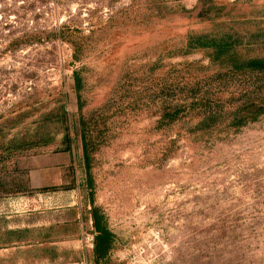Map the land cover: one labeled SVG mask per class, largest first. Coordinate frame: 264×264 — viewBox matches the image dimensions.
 <instances>
[{
  "label": "rangeland",
  "instance_id": "rangeland-1",
  "mask_svg": "<svg viewBox=\"0 0 264 264\" xmlns=\"http://www.w3.org/2000/svg\"><path fill=\"white\" fill-rule=\"evenodd\" d=\"M200 35L264 56V0H0V264H93L92 205L103 264H264V117L161 121L239 82Z\"/></svg>",
  "mask_w": 264,
  "mask_h": 264
},
{
  "label": "trees",
  "instance_id": "trees-1",
  "mask_svg": "<svg viewBox=\"0 0 264 264\" xmlns=\"http://www.w3.org/2000/svg\"><path fill=\"white\" fill-rule=\"evenodd\" d=\"M186 49L204 50L211 64L219 65L222 70L230 73L234 80L239 79V82L229 85L231 97L227 106L211 103L206 96L208 92L200 91L198 94L187 96L188 99L182 100V103L169 104V108L161 115V121L171 123L179 118L181 112L185 115L193 113L199 118L195 125L196 129L213 132L222 126L238 129L264 117V56H244L229 35L219 38L206 35L190 36L186 42ZM74 80L78 86L79 78L76 72ZM78 107L80 108V105ZM224 107L228 108L223 109ZM78 125L87 170L86 182L91 186L88 172L90 150L85 117L80 116ZM89 217L93 227V264H103L111 249L114 235L108 229L100 208L92 205Z\"/></svg>",
  "mask_w": 264,
  "mask_h": 264
}]
</instances>
